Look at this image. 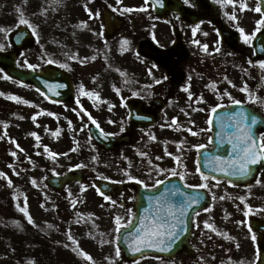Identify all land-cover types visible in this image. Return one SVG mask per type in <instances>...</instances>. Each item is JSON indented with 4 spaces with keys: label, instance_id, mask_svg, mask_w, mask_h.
<instances>
[{
    "label": "rangeland",
    "instance_id": "1",
    "mask_svg": "<svg viewBox=\"0 0 264 264\" xmlns=\"http://www.w3.org/2000/svg\"><path fill=\"white\" fill-rule=\"evenodd\" d=\"M50 1H28L21 4L16 13V1L7 0L5 3L0 0L1 18L11 16L17 20L19 17L28 19L32 25L38 26L39 33L41 31L43 34L41 40L50 47L53 56H57V52L67 56L66 70L72 75L75 90L74 98L65 107L48 106L42 100L43 97L37 95L30 86L11 82L0 73V173L4 174L0 176V257L3 256L0 264H122L116 257L114 246V217L119 215L126 222L128 215L124 209L117 210L116 205L114 209L109 200L106 201L87 187L92 178L97 176V158L102 159L98 163L110 158L90 140L87 126L92 122L88 115L91 114L104 126L103 129L109 126L104 129L109 132V124L115 120L110 113V105L115 99L114 108L118 106V90L148 84V65H143L133 51H114L95 56L96 38L91 33L92 40L88 41V30L86 26L84 30L81 24L83 21L79 7L73 4L64 11L61 3L52 5ZM237 1L248 4L254 0ZM1 24L8 23L6 21ZM243 27L245 32L251 30V26ZM37 46L38 43H27L20 51L17 63L23 67H27L28 63L37 67L43 64L44 56L35 53ZM262 71L264 82V69ZM231 76L237 81L234 72ZM82 87L89 95L81 93ZM216 92L213 89L205 95L200 103L203 111L180 103L172 107V114L179 119V127L183 129L178 133L187 136L186 129L194 132L203 124V113L216 102ZM92 93H97L101 99ZM234 95L237 94L231 97ZM12 96L20 99L14 101ZM25 100L30 103L24 104ZM34 114L37 116L35 121L31 119ZM160 122L165 123L162 120ZM33 132L38 134L39 139L31 135ZM159 133L173 134L169 128L154 131V134ZM45 146L48 151H45ZM12 152L16 156L11 155ZM52 152L58 155L53 157ZM76 165H84L79 167L83 170L82 183L68 185L61 192L53 191L46 185L45 179L49 174H62ZM112 166L110 162L107 166L99 165L97 168L101 173L112 176V173L117 174L113 172ZM207 183L212 204L207 208L208 211L200 213L196 221L197 227H201L200 230L197 228L196 239L198 244L203 245H198V261H174L173 264H253L254 254L250 252L252 241L244 226L241 208L238 207L240 190L236 189L238 192H235L220 181ZM85 186L87 188L83 189ZM240 197H244L240 206H251L254 212L262 214L259 209L264 204V195L260 188L242 193ZM21 207L26 208L34 224L27 222L24 213L20 211ZM124 208H127L126 203ZM205 222L211 224L212 228H205ZM224 224L226 227L219 232L218 229ZM53 226L62 231L53 233ZM11 229H17V242H14L15 235ZM113 233L112 246L107 237ZM221 233L227 235L229 240L224 239L225 235ZM69 234L72 240H69ZM7 245L13 249L5 251ZM141 264L162 263L149 260Z\"/></svg>",
    "mask_w": 264,
    "mask_h": 264
},
{
    "label": "flooded vegetation",
    "instance_id": "2",
    "mask_svg": "<svg viewBox=\"0 0 264 264\" xmlns=\"http://www.w3.org/2000/svg\"><path fill=\"white\" fill-rule=\"evenodd\" d=\"M21 2L17 0L16 11ZM57 3H61L63 7L76 4L83 22L87 20V16L89 17L86 25L88 36L93 32L98 53L111 52L114 47L127 48L140 57L143 65H148L150 82L143 87L119 89L123 101L116 107L115 114L112 113L115 117L112 121V134L116 140L110 153L113 172H116L115 176L119 177L115 183L121 184V188L118 191L115 188L111 195L112 199L119 203L126 202L128 219L134 218L135 199V194L130 188V184L135 180H129V174L145 181L151 187L150 183L156 178L162 176L163 179L171 176L160 173L157 169L173 168L176 166L173 157L179 155L183 167L178 170L185 174L183 183L197 185L198 151L193 147L198 145L197 138L190 136L193 134H189L187 129L185 130L187 136L178 133L183 129L179 127V119L172 114V107L175 104L180 103L190 105L194 109H202V104L196 101L201 97L204 99L210 90L217 91L216 102L203 113V124L199 125L194 132L191 130L192 133L199 132L204 135L202 137L205 148L214 147L213 131L220 129L218 122L221 118L234 113L216 112L212 114V125H209L207 121L211 107L221 104L223 107L220 108H225L233 104V99L242 102L240 106L243 107L238 112L245 111L257 115L258 122L252 126V129H255L257 137H264V105L249 104L247 93L241 90L247 86L254 96L264 98L262 96L264 82L261 77L263 71L259 68L262 58L254 53L251 41L247 44L243 42L238 31V28L248 25L251 26V30L245 34L251 35L255 32L256 26L260 27L257 21L261 19V15L254 11V3L247 4V8L241 10L240 5L245 3L237 0H235V6L227 3L222 5L217 3V0H190L189 4H184L183 0H160V3H157V0H147V2L146 0L50 1L52 5ZM125 8H131L132 11L123 12ZM96 12L100 15L96 16ZM233 13L237 17L235 21L229 18ZM110 14L116 19H111V26L107 28L105 19ZM18 20L0 17V46H2L0 51L15 54L17 60V55H20V51L26 44L34 42L38 43L35 53H42L47 64L58 66L64 64L67 56L62 52H57L58 55L54 59L50 47L42 42L43 34L41 31L39 33L37 25L29 29L31 40L17 49V45L12 40L13 33L17 27L24 26H17ZM6 21L7 25L1 24ZM118 21L119 25L115 26ZM193 28H196L195 34ZM83 29L85 30V26ZM125 40L127 43H124ZM204 45L208 46L207 51L204 50ZM45 48H47L46 52ZM45 53L49 54L45 56ZM48 61H53V63H48ZM0 72L4 73L1 67ZM232 72L236 74L237 81L232 79ZM185 86L189 88V92L182 90ZM189 94H191V99H189ZM232 94L237 95L231 97ZM127 102L140 103L144 113L157 120V126L161 120L165 121L166 124L162 126L163 130L174 118L178 120L171 130L173 134L159 133L157 135L150 130V126L129 122ZM121 128L124 131H121ZM209 128L210 131L207 130ZM166 152L172 153V156H168ZM157 157H162V159L157 160ZM257 180L260 181L259 184ZM232 187L245 194L254 188H260L264 195V168L248 184L232 185ZM129 209H131V214L128 212ZM241 211L244 216L247 208L241 206ZM259 211L262 212L261 215L252 210L248 217L244 216L245 221L246 219L248 221L250 217H259L264 220V204L260 206ZM197 228L199 227L196 225V217H193L192 229L188 231V236L181 237L175 244L180 247V251L173 258L174 261H198L199 246L203 247V245L198 244V238L196 239ZM248 234L252 241L251 248L254 251L252 262L256 263L262 257L258 242L261 233L257 230L251 232L248 230ZM253 235L256 236L255 240L252 239ZM161 259L172 261L166 258Z\"/></svg>",
    "mask_w": 264,
    "mask_h": 264
},
{
    "label": "snow or ice",
    "instance_id": "3",
    "mask_svg": "<svg viewBox=\"0 0 264 264\" xmlns=\"http://www.w3.org/2000/svg\"><path fill=\"white\" fill-rule=\"evenodd\" d=\"M147 2V0H146ZM190 0H183L184 4H189ZM264 3V0H261ZM157 3H160V0H157ZM219 4H230L235 6V0H217ZM241 10L247 8L246 4L240 5ZM145 10V9H141ZM123 12H131V8H125L122 10ZM255 12L261 13L262 7L261 4H257L254 9ZM96 16H99V12L95 13ZM226 15H228L226 13ZM230 20L235 21L237 19L235 13H233L230 17ZM257 23L261 26H264V18L257 21ZM24 25L28 28H33L32 23L25 18H21L18 20V25ZM240 36L244 43H249L255 32L252 35L245 34V29L240 27L238 28ZM256 32L260 31V28L255 30ZM196 28H193V33L195 34ZM102 34V33H101ZM18 34V38H19ZM127 43V40L124 41ZM198 43V41H197ZM2 47V46H0ZM204 50L207 51L208 46H203ZM218 51V49H217ZM87 59V58H85ZM95 59V57H93ZM48 63H53V61H48ZM251 63V61H250ZM27 67L33 71L36 70L37 65H33L28 63ZM61 68H68L67 64H60ZM259 68L264 69V60L259 62ZM11 79V77H8ZM167 79V77H165ZM159 83V81H158ZM49 88H52L53 85L49 84ZM57 88H62L64 85L57 84L55 85ZM185 92H189V88L185 86L183 89ZM242 91L247 93L248 103L249 104H261L264 105V98H260L258 95L254 96L252 91L245 86ZM81 93L83 95H89L87 91L81 88ZM93 95H97L98 99H101L97 93H92ZM230 96V94H228ZM12 100L18 101L20 98L18 96H12ZM189 99H191V94H189ZM79 102V101H78ZM197 103L203 102L202 97L196 101ZM233 104L240 105L242 102L240 100L233 99ZM30 102L25 100L24 104H29ZM223 107L221 104H217L216 106L211 107L210 115L207 123L212 125L213 116L217 112V109ZM203 111L204 109H198ZM48 115H54L53 113H48ZM23 118V117H22ZM31 119L35 121L37 116L32 115ZM88 119L91 120L93 124L99 128V123L95 118L88 115ZM258 122L257 115L251 112L239 111L229 114L226 118H221L218 122L220 127V132L218 133V145L223 146L225 144L231 147V152L228 156H214L209 160L207 157L204 159L207 161L205 167H208L210 173L220 172L225 176L236 177V178H246L250 174H252V168L250 165H255L264 161V137H257L252 130V126L256 125ZM173 123H176L175 118L173 119ZM210 131L211 129H207ZM121 131H124L121 128ZM190 131V130H189ZM101 134L104 135L101 130ZM196 135V133H192ZM31 135L35 136L39 139L37 133L33 132ZM155 139V137H153ZM211 142V137L209 138ZM18 146V145H17ZM199 152L200 149L205 148L206 146L203 144L194 145ZM49 149L45 146V151ZM168 156H172V153L166 152ZM11 155L16 156L15 152H12ZM51 155L56 157L58 153L52 152ZM157 160L162 159V157H157ZM175 161V165L171 169H157L160 173H164L166 175L178 176L181 181L185 180V174L178 169L183 167L181 164V156L176 155L173 157ZM75 167H84V165H76ZM196 171L200 174L201 183L197 185L185 184L182 188L179 185H170V187L166 188L164 191L160 192L159 195L149 196L148 197V207L143 209V213L139 216L138 223L134 222L133 219L129 218L126 222L122 220V218L117 215L114 217V231L117 234L116 239L120 240L121 238L128 244V247L134 252H141L145 248H153L158 249L161 252H168L175 246V244L181 239L183 233L188 231L189 221L193 218L189 216V212H192L194 216H199V211L196 210L195 206L201 205L206 199V192L209 190V184L207 181L217 179L214 175L205 174L200 171V168L197 167ZM4 175L0 173V176ZM151 175V173H149ZM129 180H135L137 184L143 185L145 188H148L149 185L145 183V181L140 180L132 175H128ZM35 183V180H33ZM231 183V181H229ZM259 184L260 181L257 180ZM9 184L11 181L9 180ZM164 184V180L156 179L151 185L152 188H157L159 185ZM184 188L193 189L191 193L184 191ZM205 190V191H199ZM99 194L104 197L107 201L110 199L109 196L105 195L103 191H100ZM223 199V197H221ZM241 201L244 200V197H239ZM114 204L115 201H112ZM247 211L244 212V216L248 217L252 212L251 206H247ZM209 209L205 208L204 211H208ZM20 211L24 213L27 218V222L29 224H34V221L31 215L28 213L26 208L21 207ZM131 214V209L128 210ZM194 222V221H193ZM51 227V225H49ZM205 228H212V225L205 222ZM122 229H127L126 232L122 233ZM249 231H252V226L249 225ZM70 233V229H69ZM69 240H72L73 237L69 234ZM252 239L255 240L256 236L253 235ZM67 246V245H66ZM116 254L119 256L120 249L117 247ZM87 256V254L85 253ZM264 258V257H262ZM88 259H91L88 256Z\"/></svg>",
    "mask_w": 264,
    "mask_h": 264
},
{
    "label": "water",
    "instance_id": "4",
    "mask_svg": "<svg viewBox=\"0 0 264 264\" xmlns=\"http://www.w3.org/2000/svg\"><path fill=\"white\" fill-rule=\"evenodd\" d=\"M260 4L262 7V12L264 13V3H262L261 0H260ZM18 34H20L19 38L22 40L24 35H21V32H17V38H18ZM255 42H256L255 46L257 50L259 51L264 50V42L260 37H258ZM4 66H5V70L7 71V73L10 74L12 77L17 78L20 81L35 84L40 90H42L46 95H48L49 97L53 99L62 100V99L68 98L72 94V86H71V82H70L68 75L61 73L57 69H47L45 71L34 72V71H23V70L16 69L15 67H13L12 63H7V62L4 64ZM49 84H52L53 87L49 88L48 87ZM57 84H62L64 85V87L57 88L55 87V85ZM92 134L94 135L95 140L101 144L109 145L112 143V138L109 136L102 135L101 132H99V130H94V132L92 130ZM228 154L226 156H228ZM205 168L208 174L210 175L212 174L216 176L217 178H228L233 182H238V178L236 177L230 178L229 176H225L220 172L210 173L208 167H205ZM255 170L256 169H253L252 174L255 173L254 172ZM79 178H80L79 170H73L72 172H69L61 177L60 176L49 177L47 181L49 184H51V186L55 188H61L68 181L74 180V179L79 180ZM97 184H98V188L101 189L104 193H106L111 188V185L105 182L99 181L97 182ZM170 184H171V180H165L164 184L159 185L157 188L153 190L146 191V190L139 189L138 193L140 196V201L138 202L139 207L137 209V212L139 213L140 210L148 207L147 200L149 196L159 195L160 192L168 188V185ZM205 204H206V200L201 205L195 206L196 210L202 208ZM192 214H193L192 212H189V216H191ZM123 232H126V231H123ZM119 244L121 246L123 254L128 259L134 258L140 254H144L147 252L161 254L160 253L161 251H159L158 249H153V248H145L141 252L134 253L128 247V244L122 238L119 240ZM174 251L175 249L172 250L170 253H168V255H173Z\"/></svg>",
    "mask_w": 264,
    "mask_h": 264
}]
</instances>
